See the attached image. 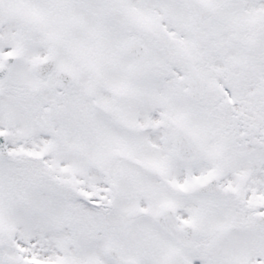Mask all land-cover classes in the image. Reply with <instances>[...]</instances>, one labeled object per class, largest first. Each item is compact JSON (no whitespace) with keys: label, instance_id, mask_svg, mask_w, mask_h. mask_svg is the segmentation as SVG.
<instances>
[{"label":"snow or ice","instance_id":"6c2138e0","mask_svg":"<svg viewBox=\"0 0 264 264\" xmlns=\"http://www.w3.org/2000/svg\"><path fill=\"white\" fill-rule=\"evenodd\" d=\"M0 264H264V0H0Z\"/></svg>","mask_w":264,"mask_h":264}]
</instances>
